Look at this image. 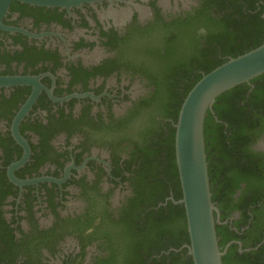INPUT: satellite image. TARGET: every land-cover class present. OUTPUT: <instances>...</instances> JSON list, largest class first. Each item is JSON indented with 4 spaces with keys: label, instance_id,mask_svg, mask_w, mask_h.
<instances>
[{
    "label": "flooded vegetation",
    "instance_id": "1",
    "mask_svg": "<svg viewBox=\"0 0 264 264\" xmlns=\"http://www.w3.org/2000/svg\"><path fill=\"white\" fill-rule=\"evenodd\" d=\"M221 21L206 0L10 3L0 28V80H9L0 82V264L160 261L158 247L131 243L125 222L147 179L138 157L174 127L162 110L167 66L189 44L200 50L201 33L221 31ZM257 128L250 147L264 164V114ZM262 183L246 218L233 210L219 224L224 250L264 245Z\"/></svg>",
    "mask_w": 264,
    "mask_h": 264
},
{
    "label": "trees",
    "instance_id": "2",
    "mask_svg": "<svg viewBox=\"0 0 264 264\" xmlns=\"http://www.w3.org/2000/svg\"><path fill=\"white\" fill-rule=\"evenodd\" d=\"M258 2L261 12L264 11V0H206L207 8H214V14L222 17V29L215 34L201 33L206 43L200 50H194L189 44V48L178 51L177 59L167 66L164 79L168 96L162 109L165 117H171L176 122L184 98L203 75L229 58H236L264 43V19L260 18L255 6ZM166 55L169 56L168 53ZM185 80L189 83L182 98H174V89L184 85ZM251 84L254 88L247 97L246 84L223 93L204 122L211 201L219 211L221 223L233 210L242 211L245 217L250 209L256 208L258 197L263 196L264 173L261 169H264V164L260 155L251 149L250 143H256L261 130L257 132L264 114V75L252 80ZM165 127L168 132L154 134L156 141L153 148L143 150L138 157L142 176L147 179L143 191L136 192L134 212L126 217L125 222L135 234L132 244L137 246L147 241L153 248L158 247L155 253L161 254L160 261L155 260L154 264H193L187 249L183 248L184 244H189L184 209L170 200L165 203L169 196L174 201L182 197L174 157L175 129L169 123ZM240 184H244L245 188H241ZM236 192L241 196L234 203ZM159 203L165 205L158 206ZM215 227L222 252L227 243L223 238L228 231L227 226L217 224ZM258 242L254 241L250 248L256 247ZM221 262L264 264V245L243 254L229 247Z\"/></svg>",
    "mask_w": 264,
    "mask_h": 264
},
{
    "label": "water",
    "instance_id": "3",
    "mask_svg": "<svg viewBox=\"0 0 264 264\" xmlns=\"http://www.w3.org/2000/svg\"><path fill=\"white\" fill-rule=\"evenodd\" d=\"M14 0H0V28L2 19ZM22 4L46 8L68 7L72 0H16ZM264 75V43L236 58H229L219 67L195 83L184 98L174 123V157L182 197L178 201L169 198L175 205H182L185 213L189 244L188 250L193 264H222L225 251H220L216 236L214 217L217 207L211 201L207 169L204 122L212 111L216 100L239 85H251V81ZM13 79L12 83H22ZM8 83L3 79L0 82Z\"/></svg>",
    "mask_w": 264,
    "mask_h": 264
}]
</instances>
